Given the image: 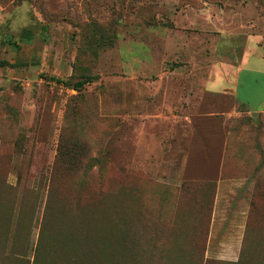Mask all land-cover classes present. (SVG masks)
Here are the masks:
<instances>
[{
	"label": "rangeland",
	"instance_id": "rangeland-1",
	"mask_svg": "<svg viewBox=\"0 0 264 264\" xmlns=\"http://www.w3.org/2000/svg\"><path fill=\"white\" fill-rule=\"evenodd\" d=\"M71 142L97 264H264V0H0V264L74 224Z\"/></svg>",
	"mask_w": 264,
	"mask_h": 264
},
{
	"label": "trees",
	"instance_id": "trees-1",
	"mask_svg": "<svg viewBox=\"0 0 264 264\" xmlns=\"http://www.w3.org/2000/svg\"><path fill=\"white\" fill-rule=\"evenodd\" d=\"M94 79L95 77L83 76L73 83L60 79L51 80H54L58 85H70L72 89L78 91L84 85L90 84ZM241 106L244 107L243 105ZM82 153L83 148L80 145L76 146L75 142H71L64 147L59 144L56 149V155L48 179V203H50L52 195H54L58 187V173L66 172V174H73L79 172V180H76L75 183L71 182L73 184L71 192L75 194L74 197H72V201L74 204L78 205L79 209L75 214L70 216L74 224L72 223L73 225H70L67 230L60 224L66 221L63 217L55 216L51 220H47L46 230L48 234L46 232L44 234L41 233V241L39 239L34 247L33 264H39L38 258L43 249L41 243L45 240L44 238L47 237V241H45L47 254L51 257H56L53 255L63 254V252L68 254V257H65L61 264H97L99 256H97L94 250L96 246L94 241L89 239L91 238V232L88 231L90 228L87 223L88 221L89 223L92 221L90 216L94 208L92 207V203L82 194L87 182L85 180V174L94 164L90 160H80L79 157ZM50 216L52 215L50 214ZM45 234H47L46 237ZM121 237L122 246L126 248L128 244L126 236L121 234ZM43 252L45 253V250ZM98 264L107 263L99 258Z\"/></svg>",
	"mask_w": 264,
	"mask_h": 264
},
{
	"label": "crops",
	"instance_id": "crops-1",
	"mask_svg": "<svg viewBox=\"0 0 264 264\" xmlns=\"http://www.w3.org/2000/svg\"><path fill=\"white\" fill-rule=\"evenodd\" d=\"M243 181H244V179H238L237 182L234 183V186H236L238 184H242L241 182H243ZM227 185H228V182L222 181V182H219L217 186H218V188L220 186H221V188H224ZM244 220H245V215L243 217V222L241 223L242 227H241V232H240L239 238H237L235 240V242L228 243L226 245V249L224 250V255L221 258H223V259L224 258H233L234 259L235 257L238 256L239 250H240V247H241V243H242V233H243L244 226H245V224H244L245 221Z\"/></svg>",
	"mask_w": 264,
	"mask_h": 264
}]
</instances>
